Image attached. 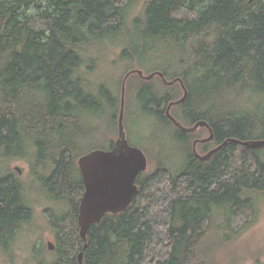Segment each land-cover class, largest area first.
<instances>
[{"label": "trees", "instance_id": "16d2710c", "mask_svg": "<svg viewBox=\"0 0 264 264\" xmlns=\"http://www.w3.org/2000/svg\"><path fill=\"white\" fill-rule=\"evenodd\" d=\"M136 1L0 0V169L15 158L32 157L36 170L50 173L39 175L43 188L60 190L61 197L69 186L65 177L78 173L73 166L88 153L80 146L86 124L106 108L117 119L118 96L106 84L91 86V51L122 36ZM133 29L138 60L165 44L168 54L178 52L177 69L160 70L168 80H184L188 96L173 108L185 122L172 110L184 125L206 120L217 145L228 138H264V0H147ZM128 47L122 56L132 52ZM142 79L141 114L174 125L162 105L178 99V82L162 93ZM176 131L181 144L196 133ZM239 145L229 142L210 161L189 149L177 174L164 162L140 173L133 203L92 224L86 247L79 234L83 264H214L216 251L243 231L232 228V218L264 193L258 149L244 146L250 161L237 156L243 171L228 168ZM21 186L9 169L0 173V251L12 248L21 224L33 216ZM79 252L68 259L60 253L51 262L42 257L38 264H79Z\"/></svg>", "mask_w": 264, "mask_h": 264}, {"label": "rangeland", "instance_id": "374dc122", "mask_svg": "<svg viewBox=\"0 0 264 264\" xmlns=\"http://www.w3.org/2000/svg\"><path fill=\"white\" fill-rule=\"evenodd\" d=\"M146 1L137 0L135 2L119 39L108 42L106 46H97L91 51V56H95L96 60V68L88 74L91 86L96 88L100 83L106 84L118 96L119 107L116 112V120L112 119L114 110L106 108L107 110L95 115L94 120L86 124L87 136L84 135L85 138L80 145L83 152L108 149L111 141L116 142L119 135L118 118L122 99V80L128 71L138 68L145 74H150L168 67L177 69L175 65L173 66L177 61L173 59H177L178 52L168 54L167 44L163 45L159 51L157 49L142 53L139 60L133 52L139 49V38L133 31V20L141 14ZM130 29L135 34L131 38L128 37ZM130 44L132 46V52L128 54L130 57L122 56V51L124 48L128 49ZM172 49L177 50L174 46ZM178 68L177 72H180L183 67L179 66ZM142 81L143 79L138 74L131 75L127 80L124 117L127 138L131 145L140 147L146 153L149 164L145 172L155 171L158 165L164 162L174 174H177L184 167L186 155L188 150L193 148L194 139L208 137L209 131L207 127H200L188 138L186 143L181 144L177 139L174 125L167 124L158 117L141 114L137 92ZM148 82L162 93L168 89L167 84L160 76H155ZM175 86L179 87L181 91L176 96L179 99L183 94V88L180 82ZM166 107V104L162 105V109H166ZM172 110L177 112L179 116L177 117L181 118V121L185 122L182 120L180 111L175 108ZM208 145L207 148H204L203 144H198L196 149L200 154H204L217 144L211 142ZM258 151L260 157L264 159V148H260ZM249 154L251 153L246 151L244 146L239 145L235 154L230 156L228 168L232 172L237 167L243 171L241 167L243 163L239 159L235 163V159L237 156L241 159V155H245L250 161ZM35 163V159L32 157L15 158L10 162V165L0 169V173L4 175L9 169V173L13 175V181L16 180L22 185L21 191L24 200L33 207L32 218L28 223L21 224L12 248L6 252L0 251V264H38L42 257L51 262L56 260L60 253H63L64 258L68 259L79 252V225L75 206L79 207L85 190L79 166L76 162V168L73 166V169L74 171L78 170V173L75 171L74 175L65 177L63 183H67L69 186L62 189L63 191L61 190L60 197L56 195L60 190H55L56 193L53 194L43 188L42 179L44 177L41 176H48L50 173L43 171L41 167L36 170ZM16 167H19L21 172ZM231 226L233 229H243V231L238 238L231 240L216 251L212 263L264 264V193L257 195L255 202L250 207L240 209L232 218ZM231 234L230 231L227 234H215L212 239L219 242L224 240V236ZM50 242L53 248L49 247Z\"/></svg>", "mask_w": 264, "mask_h": 264}, {"label": "water", "instance_id": "95a60500", "mask_svg": "<svg viewBox=\"0 0 264 264\" xmlns=\"http://www.w3.org/2000/svg\"><path fill=\"white\" fill-rule=\"evenodd\" d=\"M134 73H138L146 80H152L155 76H160L168 85L180 82L184 94L167 105L166 115L177 128L188 133L197 132L200 127H207L209 129L210 135L208 137L195 140L193 143V150L201 160H210L229 142L238 143L249 149L264 147V138L247 140L228 138L206 154H199L196 149L198 142L206 143L212 141L214 139V132L206 120L202 119L192 126H186L172 114V107L180 105L188 96L184 80L181 77L168 80L162 71L145 74L138 68L131 70L122 81L121 109L118 120L119 135L114 146L110 149L91 150L82 155L78 160L85 187L79 204L78 225L79 234L85 241V247L87 246V234L92 224L101 222L107 213L122 212L133 203L139 190L136 182L137 177L148 168L149 162L146 153L140 147L129 143L124 124L126 84L129 76ZM16 169L21 172L19 167H16ZM49 247L53 248L51 242L49 243ZM83 260L84 251H80L78 263L83 264Z\"/></svg>", "mask_w": 264, "mask_h": 264}, {"label": "flooded vegetation", "instance_id": "af4514ba", "mask_svg": "<svg viewBox=\"0 0 264 264\" xmlns=\"http://www.w3.org/2000/svg\"><path fill=\"white\" fill-rule=\"evenodd\" d=\"M207 129H208V128H207ZM208 131H209V129H208ZM209 135H210V131H209ZM198 139H202V138H196V139H194V141H195V140H198ZM213 140H214V139H213ZM213 140L210 141V142H206V143H204V142H198V144H208V143L213 142ZM193 143H194V142H193ZM198 144H197V145H198ZM215 147H216V146H215ZM215 147H213V148H215ZM213 148H211V149H213ZM211 149H209L207 152H209ZM197 152H198V151H197ZM207 152H206V153H207ZM194 153H195V152H194ZM198 153H199V152H198ZM206 153H204V154H206ZM199 154H200V153H199ZM204 154H201V155H204ZM195 155H196L197 158H199V157L197 156V154H195ZM213 157H214V156H213ZM213 157H212V158H213ZM212 158H211L210 160H212ZM199 159H200V158H199ZM200 160H201V159H200ZM210 160H206V161H210ZM202 161H204V160H202ZM78 214H79V213H78Z\"/></svg>", "mask_w": 264, "mask_h": 264}]
</instances>
